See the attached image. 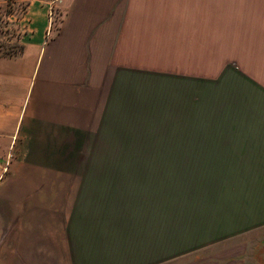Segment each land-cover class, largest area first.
Returning <instances> with one entry per match:
<instances>
[{
  "label": "crops",
  "instance_id": "obj_1",
  "mask_svg": "<svg viewBox=\"0 0 264 264\" xmlns=\"http://www.w3.org/2000/svg\"><path fill=\"white\" fill-rule=\"evenodd\" d=\"M52 1L0 54V264H264V0ZM150 70L187 92L155 167L187 178L85 177L118 82Z\"/></svg>",
  "mask_w": 264,
  "mask_h": 264
},
{
  "label": "rangeland",
  "instance_id": "obj_2",
  "mask_svg": "<svg viewBox=\"0 0 264 264\" xmlns=\"http://www.w3.org/2000/svg\"><path fill=\"white\" fill-rule=\"evenodd\" d=\"M29 1L14 0L10 14L7 0L0 6V54L18 52L22 34L32 32ZM52 4L47 0L51 29L60 18ZM183 101L188 102L187 92L179 89L173 75L150 70L123 78L117 85L116 120L95 123L94 136L85 139V177L140 178L164 172L165 176L175 173L187 178V171L155 169L156 163L173 160V155L157 153V147L174 145L179 138L172 137L173 132L178 135L188 129L187 110L181 111L180 106ZM183 185H187V179Z\"/></svg>",
  "mask_w": 264,
  "mask_h": 264
},
{
  "label": "built area",
  "instance_id": "obj_3",
  "mask_svg": "<svg viewBox=\"0 0 264 264\" xmlns=\"http://www.w3.org/2000/svg\"><path fill=\"white\" fill-rule=\"evenodd\" d=\"M11 155L7 154L5 157L0 155V178L7 174L10 170Z\"/></svg>",
  "mask_w": 264,
  "mask_h": 264
},
{
  "label": "trees",
  "instance_id": "obj_4",
  "mask_svg": "<svg viewBox=\"0 0 264 264\" xmlns=\"http://www.w3.org/2000/svg\"><path fill=\"white\" fill-rule=\"evenodd\" d=\"M14 0H7L6 4H7V13L10 14L11 13V6H12V2Z\"/></svg>",
  "mask_w": 264,
  "mask_h": 264
}]
</instances>
